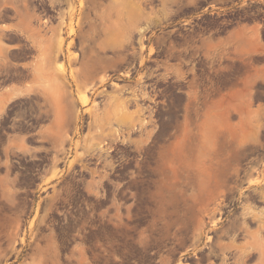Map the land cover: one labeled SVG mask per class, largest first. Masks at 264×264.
<instances>
[{
    "label": "rangeland",
    "instance_id": "1",
    "mask_svg": "<svg viewBox=\"0 0 264 264\" xmlns=\"http://www.w3.org/2000/svg\"><path fill=\"white\" fill-rule=\"evenodd\" d=\"M64 1L48 43L40 18L0 20L35 47L30 65L0 66V264H185L191 251L264 264V210H211L241 157L264 148V25L193 40L207 76L151 107L146 73L124 62L158 57L151 30L171 4Z\"/></svg>",
    "mask_w": 264,
    "mask_h": 264
},
{
    "label": "flooded vegetation",
    "instance_id": "2",
    "mask_svg": "<svg viewBox=\"0 0 264 264\" xmlns=\"http://www.w3.org/2000/svg\"><path fill=\"white\" fill-rule=\"evenodd\" d=\"M29 5L28 11L16 12L11 8L7 11H0L1 18L9 20L10 25L16 24L19 17L40 18L42 28L47 30L45 35L46 43L50 42L51 26L59 25L63 19L65 10L64 0H26ZM108 2L109 0H99ZM148 8L161 10L163 2L171 4L168 6V13L163 18L161 26L151 30L155 38L153 40L162 41L155 50L158 57L146 60L145 64L140 60L130 63L125 61L126 70L136 73L142 71L144 81H148L150 98H147V105L160 106L163 101L160 97L167 91L176 98L184 99L188 93L189 84L198 79L192 75L207 76V60H192L193 40H201V44L206 45L210 33L220 32L226 28L225 32L239 26L241 19H247L250 24L258 22L264 25V0H147ZM161 16V15H159ZM168 17V18H166ZM167 19V20H166ZM257 19V21H256ZM0 41L8 45V61L0 62L1 65L12 67H24L30 65L33 60L35 47L26 44L19 37L16 28L9 27L4 32L1 31ZM159 24V23H158ZM9 25V26H10ZM212 25H216L215 27ZM64 33V31H63ZM149 41V36L144 37ZM52 41V40H51ZM166 49L175 52V56L165 58ZM182 51H185L183 54ZM59 59L64 61L63 52L58 54ZM202 55V54H201ZM19 59V60H18ZM54 60H47V65ZM194 67V69H193ZM166 73H170L169 75ZM128 75V74H126ZM135 75H132L134 77ZM143 98V97H142ZM154 111V110H153ZM254 154L241 157L239 172L235 177L232 188L226 190L223 196L215 200L211 210L222 213V220H228V216L249 205L257 210H264V148L254 149ZM244 183L243 186H240ZM253 217V216H252ZM254 218V217H253ZM254 228V226L252 227ZM221 258L219 251L189 252L186 257L190 260L185 264H209L208 257ZM212 262H214L212 260ZM219 264V261L214 262Z\"/></svg>",
    "mask_w": 264,
    "mask_h": 264
},
{
    "label": "crops",
    "instance_id": "3",
    "mask_svg": "<svg viewBox=\"0 0 264 264\" xmlns=\"http://www.w3.org/2000/svg\"><path fill=\"white\" fill-rule=\"evenodd\" d=\"M49 66H53L54 64L53 63H51V64H48Z\"/></svg>",
    "mask_w": 264,
    "mask_h": 264
}]
</instances>
